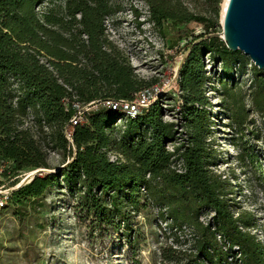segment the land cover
<instances>
[{
    "label": "trees",
    "instance_id": "obj_1",
    "mask_svg": "<svg viewBox=\"0 0 264 264\" xmlns=\"http://www.w3.org/2000/svg\"><path fill=\"white\" fill-rule=\"evenodd\" d=\"M145 1L157 27L171 20L177 39L191 37L179 69L180 91L169 92L178 103L182 130L164 118L157 99L135 117L121 108L89 111L70 141L64 128L75 110L63 105L64 96L83 103L132 99L152 85L107 36L105 21L114 5L111 0H0V160L11 161L17 174L52 169L51 150L67 159L14 190L10 204L26 207L57 190L74 202L75 215L91 235H117L129 247L130 264H141L137 216L149 208L158 230L157 207L159 217L170 221L157 264H264V243L251 231L252 213L237 206L235 185L214 169L219 154L208 95L221 91L222 105L240 129L255 122L254 113L264 121V69L215 35L222 0H208L214 15L192 12L183 0ZM207 58L215 69L220 65V89ZM248 72L245 91L239 79ZM29 114L34 132L22 127ZM110 152L123 159L111 161ZM185 225L194 230V242L189 249L175 248L169 239H182L173 229Z\"/></svg>",
    "mask_w": 264,
    "mask_h": 264
},
{
    "label": "rangeland",
    "instance_id": "obj_2",
    "mask_svg": "<svg viewBox=\"0 0 264 264\" xmlns=\"http://www.w3.org/2000/svg\"><path fill=\"white\" fill-rule=\"evenodd\" d=\"M183 1L192 12L214 15L208 0ZM223 1L218 15L219 32ZM111 3L114 12L105 21L109 40L130 60L139 77L168 90L167 96L159 98L165 109L164 118L177 122L182 130L178 103L169 92L178 88V72L191 37L177 39L171 20L162 28L157 27L149 20L145 0H111ZM196 29L197 33L202 31ZM206 61L212 81L220 89L216 80L220 65L215 69L209 58ZM249 77L250 72L239 79L245 91ZM208 95L213 103L214 144L219 154L214 169L235 185L237 206L252 213L255 227L251 231L264 243V121L254 113L255 122L240 129L223 107L221 91L210 90ZM242 153L247 155L244 160L240 158ZM65 161L62 152L49 151L48 162L52 166L49 170H57ZM33 170L36 169L21 171L19 178L9 184L20 182ZM73 205L70 198L56 190L28 202L26 207L9 204L0 210V264H130L129 247L117 235L104 238L91 235L87 224L75 215ZM137 227L142 238L136 259L141 264H157L164 240L149 208L137 216Z\"/></svg>",
    "mask_w": 264,
    "mask_h": 264
},
{
    "label": "built area",
    "instance_id": "obj_3",
    "mask_svg": "<svg viewBox=\"0 0 264 264\" xmlns=\"http://www.w3.org/2000/svg\"><path fill=\"white\" fill-rule=\"evenodd\" d=\"M43 9V6L38 7L37 10L40 12ZM179 76V72H178ZM178 88L174 90V92L178 93L180 91L179 83L177 82ZM171 90V89H170ZM167 89L163 86L152 84L150 86L144 87L140 89L137 93H135L134 98L132 99H115V98H107L104 100H95L88 103H83L77 100L75 96H64L62 98V103L66 108L72 107L75 112L70 119V122L64 128V132L66 137L72 141V134L74 131L75 125L84 122L86 113L89 111L97 110L100 107H107L112 109L121 108L126 111V114L131 117H135L138 115L143 109L149 107L153 102L159 99L163 94L167 93ZM23 128L31 129L33 132L35 131V120L32 114H29L27 117L23 119L22 122ZM172 145V144H170ZM171 150H173L174 145ZM169 147V146H168ZM170 149V148H169ZM109 157L111 161H117L119 159H123V157L117 152H110ZM40 171H49L45 168H39L32 172V176L27 179V175L30 173H26L20 182L16 184H9L12 181H15L19 178V173H13L12 171V163L9 160L1 159L0 160V210L9 206L11 195L14 190L19 188L21 185L29 182L32 178L39 173ZM142 192L147 193L145 187H142ZM155 215L158 217V232L161 235V239L165 240L164 232H170V221L164 220L159 217L160 209L154 207L153 209ZM204 220L205 218L202 217ZM174 231L180 235L182 239L181 243L175 242L173 238L169 239V243H171L175 248L180 249H189L194 242L195 233L194 230L185 225L182 229L174 228ZM219 238H221L219 236Z\"/></svg>",
    "mask_w": 264,
    "mask_h": 264
},
{
    "label": "water",
    "instance_id": "obj_4",
    "mask_svg": "<svg viewBox=\"0 0 264 264\" xmlns=\"http://www.w3.org/2000/svg\"><path fill=\"white\" fill-rule=\"evenodd\" d=\"M221 24L215 35L264 69V0H229Z\"/></svg>",
    "mask_w": 264,
    "mask_h": 264
},
{
    "label": "bare ground",
    "instance_id": "obj_5",
    "mask_svg": "<svg viewBox=\"0 0 264 264\" xmlns=\"http://www.w3.org/2000/svg\"><path fill=\"white\" fill-rule=\"evenodd\" d=\"M229 0H224L223 4H222V10H221V20H223L224 14H225V10L227 8ZM32 172L29 173V175L26 177L27 179H29L32 176Z\"/></svg>",
    "mask_w": 264,
    "mask_h": 264
}]
</instances>
